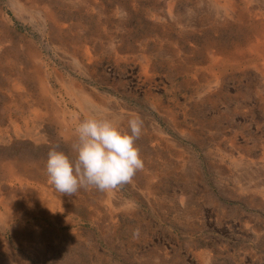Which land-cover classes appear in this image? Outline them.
Instances as JSON below:
<instances>
[{
	"label": "rangeland",
	"instance_id": "1",
	"mask_svg": "<svg viewBox=\"0 0 264 264\" xmlns=\"http://www.w3.org/2000/svg\"><path fill=\"white\" fill-rule=\"evenodd\" d=\"M93 115L143 168L62 194ZM0 264H264V0H0Z\"/></svg>",
	"mask_w": 264,
	"mask_h": 264
},
{
	"label": "clouds",
	"instance_id": "2",
	"mask_svg": "<svg viewBox=\"0 0 264 264\" xmlns=\"http://www.w3.org/2000/svg\"><path fill=\"white\" fill-rule=\"evenodd\" d=\"M127 127L130 132L122 130L117 119L108 116L83 119L74 130L75 159L62 151L49 150L46 162L49 183L69 196L81 188L104 192L130 183L143 168L135 144L142 134V121L131 117Z\"/></svg>",
	"mask_w": 264,
	"mask_h": 264
}]
</instances>
